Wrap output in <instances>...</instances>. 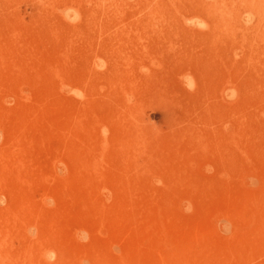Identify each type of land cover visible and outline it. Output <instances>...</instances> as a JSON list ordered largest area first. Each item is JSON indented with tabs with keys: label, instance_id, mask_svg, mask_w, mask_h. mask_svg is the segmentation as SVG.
Instances as JSON below:
<instances>
[{
	"label": "rangeland",
	"instance_id": "1",
	"mask_svg": "<svg viewBox=\"0 0 264 264\" xmlns=\"http://www.w3.org/2000/svg\"><path fill=\"white\" fill-rule=\"evenodd\" d=\"M0 264H264V0H0Z\"/></svg>",
	"mask_w": 264,
	"mask_h": 264
}]
</instances>
